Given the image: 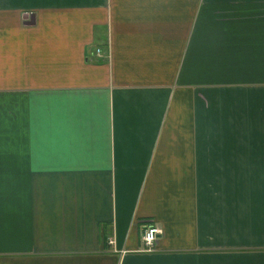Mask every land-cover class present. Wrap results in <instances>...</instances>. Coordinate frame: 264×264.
Wrapping results in <instances>:
<instances>
[{"label": "crops", "instance_id": "0c3cea01", "mask_svg": "<svg viewBox=\"0 0 264 264\" xmlns=\"http://www.w3.org/2000/svg\"><path fill=\"white\" fill-rule=\"evenodd\" d=\"M0 116V264H264V0H0Z\"/></svg>", "mask_w": 264, "mask_h": 264}, {"label": "built area", "instance_id": "2783aa9c", "mask_svg": "<svg viewBox=\"0 0 264 264\" xmlns=\"http://www.w3.org/2000/svg\"><path fill=\"white\" fill-rule=\"evenodd\" d=\"M160 233L161 228L156 223L150 221L144 223L140 233V240L144 246L143 250H151ZM109 242L112 243V241Z\"/></svg>", "mask_w": 264, "mask_h": 264}, {"label": "rangeland", "instance_id": "374dc122", "mask_svg": "<svg viewBox=\"0 0 264 264\" xmlns=\"http://www.w3.org/2000/svg\"><path fill=\"white\" fill-rule=\"evenodd\" d=\"M3 118V117H2ZM1 116H0V122L2 121L1 119ZM4 132V131H3ZM1 135H3V136H1L2 138H5V134H1ZM0 147H5V142H0ZM16 190V189H15ZM2 191V193H3V195L5 196L6 195V193H7V180H6V188H4V189H2L1 190ZM20 194H21V192H20ZM19 194V195H20ZM21 196V195H20ZM16 197H17V195H16ZM16 202H18L19 203V206L22 208L23 207V200H22V198H20L19 200H16Z\"/></svg>", "mask_w": 264, "mask_h": 264}, {"label": "water", "instance_id": "95a60500", "mask_svg": "<svg viewBox=\"0 0 264 264\" xmlns=\"http://www.w3.org/2000/svg\"><path fill=\"white\" fill-rule=\"evenodd\" d=\"M31 17H33V15H31ZM34 18V17H33ZM32 23L34 22V19H32V21H31Z\"/></svg>", "mask_w": 264, "mask_h": 264}]
</instances>
